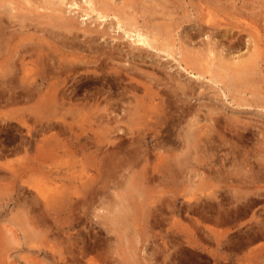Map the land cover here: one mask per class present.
<instances>
[{"label":"rangeland","instance_id":"obj_1","mask_svg":"<svg viewBox=\"0 0 264 264\" xmlns=\"http://www.w3.org/2000/svg\"><path fill=\"white\" fill-rule=\"evenodd\" d=\"M0 1V23L3 25V30L8 28L7 32L15 35L17 42L20 37L31 38V41L36 43H44L48 39H50L49 42L61 41L58 37L61 29L58 30L57 27L52 29V25H55L52 24L54 20L56 23V19H52V14H54L50 11L52 7L48 6L44 0H40L42 2L35 0L34 4L30 0V3L33 4H31L32 7L24 0L22 4L19 0ZM107 1L110 4L113 2L112 0ZM119 1L114 0L115 5L116 2L120 4ZM148 1L150 4L155 2V5H150ZM148 1L122 0L121 3H124L123 8L125 7V9L121 8L122 6L118 3L116 7L113 3L112 7L114 11L121 12L120 15H123V12L127 10L136 16L142 12L145 22H141L143 19L139 15L137 16L139 25L145 26L149 30L148 28L154 24L151 26V31L153 34H155L154 31L160 32L156 34L157 37L161 35L159 37L162 40L165 36H170V34L167 35V31L171 35L173 34L170 39H173L175 44L177 42L176 50H178L176 52H182L180 51L182 48L184 53L185 48L189 46L190 49L186 48V50L190 51L185 50L187 53H184L186 57L182 55L181 57L184 59L179 58L183 60L182 64H178V58L175 61L172 59L173 57L171 58L163 52L156 51L155 53L146 47L143 51L146 50L147 53L142 52L138 55V45H133L132 39L125 37L121 30L114 28L115 19L113 17L108 18V21L103 22V25H99L96 30L97 23L91 21L79 24V27L93 28L95 31L92 36L96 38H99L101 33L106 34V30H110V36L107 33L98 41L95 39L91 43L92 46L94 44L93 47H103L102 49H104L110 44L107 47L108 50L116 48L113 52L117 54H114L111 49L113 58L122 61L116 62V65L114 62L117 60L109 62L112 63V66L117 67L118 64H124L125 60L129 63L128 59H132L130 65L137 63L136 67L140 68L141 66L143 70L139 71L140 78V75L143 74L141 81L145 82L144 78L147 76V83L155 87L154 90L165 86L167 90L161 88L163 95L160 97L161 99L165 98L166 112L175 110L179 115L175 111L166 113L164 123L167 122V126L163 124L162 128L171 130L176 124V127L173 128L180 129L192 120H199L197 124L199 127L204 125L212 130L209 135L211 137L207 138V143L200 142V145L210 148V154L94 155L91 154L95 149L91 147L92 145L86 146L88 147L86 148L83 146L84 141L76 138L80 132L77 125H73L71 129L66 125H58L51 130H46L36 118V116L45 114V111H28V109L25 110L27 106L23 107V105L13 109L1 106L0 264H264V235L256 238L257 235H260L259 231L264 230V178L262 179L264 173L261 172H264V167L261 166L262 163L264 166V0ZM33 6H37L38 10ZM45 7L49 10H46ZM143 7L144 10H142ZM67 8L68 6L62 7V9ZM151 8L154 9L152 12ZM136 10H140V13ZM78 12L80 13V11H75L73 16H77L76 18L82 22V18H78L76 14ZM155 12L156 15L153 16L152 13ZM162 12L166 14L163 17ZM206 12L211 15L209 16ZM67 13L66 16L72 14L68 11ZM43 15L49 16L50 19ZM59 21L60 19H57V22ZM169 21L170 24L173 23L171 26L167 23ZM108 22L112 24L110 25ZM49 24H51L50 30ZM155 24H157V28H155ZM161 26H165L164 30ZM105 27L106 30L103 32ZM152 28L156 30H152ZM170 28L174 30L171 31ZM101 29L103 30L101 31ZM47 31L49 32L47 33ZM76 32L81 36L78 35L76 42L84 45L89 35L86 38L81 30H76ZM164 33L166 34L163 35ZM182 39L186 41L184 47H182L184 42ZM209 40L211 43L208 42ZM206 42L208 43L206 44ZM52 45L55 44L52 43ZM211 45L214 47L213 51L218 54L214 62H218L217 59L224 57L228 58L225 61L230 64L240 57L242 60L240 63L246 64L245 70H248L250 63V65L252 62H256V64L252 65L253 68L249 67L250 70L247 71L249 74L244 70L247 73H244L245 77L239 81L234 80V83L230 78L233 72H230L231 69L225 72L220 69L224 75L226 74L225 76L221 72L218 74L219 69L216 71L213 69V75H218L222 79L227 77L223 81L224 85L210 83L208 78L199 80L198 76L197 79L195 75L186 73L187 71L185 72L182 67L188 62V57L189 63L191 57L197 56L198 59H201L198 60L195 57L198 64L197 61H194L198 66L195 69L200 70L201 65L199 66V64L206 60L205 57L208 55L210 51L208 48ZM129 47L131 48L129 49ZM107 48L105 47L106 50ZM132 48L134 49L131 50ZM117 49L121 52L119 53ZM126 49L134 51V54L137 55H128L129 52ZM254 49L256 50L254 51ZM219 50L223 56L220 55ZM188 52H191L190 55ZM204 52L205 54L208 52L206 56ZM122 53H124L123 56ZM202 54L205 57H201ZM185 58H187V62ZM195 58L193 59L195 60ZM245 58L257 60L251 61ZM127 62L125 63L127 64ZM233 65L235 64L231 65L232 68ZM187 67L190 70L194 69L190 65ZM201 67L204 72V67ZM144 71L149 72L150 76L144 74ZM110 73L111 71L105 74L110 75ZM151 73L156 74L157 78L156 75L151 76ZM153 76L155 79L151 78ZM206 76L209 77V74ZM172 78L175 79L174 82ZM165 81L169 85H165ZM184 84L185 87L186 85L191 87L190 90L188 87H180ZM234 89H236L235 93ZM163 91L169 95L167 96ZM223 91L228 98L223 95ZM230 95H233L232 98ZM176 97L178 98L174 101ZM233 97H237L236 100L240 97L239 99L242 100L235 101ZM178 99L184 100L178 101ZM234 101L242 105L244 103V105L238 106ZM174 104L176 107L173 106ZM178 104L180 105L178 106ZM185 104L189 106L185 108ZM18 108L19 110H17ZM180 108L181 111H179ZM213 109H216V112ZM210 111H213L212 115ZM221 112L223 117L220 116ZM171 113H173V117H170ZM192 113L194 114L191 115ZM214 113H219L221 118ZM167 115L173 122L167 120ZM178 116L183 121L178 120ZM19 120H24L25 123L22 124ZM144 128L141 126V129ZM215 131L224 134H220V136ZM213 132L220 138L212 134ZM227 132L229 133L227 134ZM233 132L242 135L241 139L243 140L239 141L240 135L236 133L237 135L233 136ZM225 136L232 137L224 139ZM230 139L232 141L237 139L238 143L232 142ZM23 141H26L25 145ZM226 142H229V145ZM240 143L241 145H238ZM230 144H234L233 146L236 147L235 152H231ZM260 148L263 149V152L258 150ZM228 150L231 153H227V155L225 152ZM248 150H255L254 155L250 154ZM240 151L241 153H238ZM242 151L245 153L243 154ZM136 156H139V161L136 165H132L129 160H134ZM246 159L248 164H246ZM254 161H260L259 165ZM242 166L246 168V171ZM155 167L157 170H154ZM251 170H256L257 172L253 173H259L260 177L251 174ZM144 175L147 177L145 180L143 179ZM135 179L139 180L136 182ZM133 186L137 188H133ZM255 192L262 195L257 196L258 202L250 204L248 201L252 197L255 198L253 195ZM244 195H247V199L245 198L247 201L243 199ZM246 232L247 234H245ZM244 236H247L248 239ZM253 237L255 241H253Z\"/></svg>","mask_w":264,"mask_h":264},{"label":"bare ground","instance_id":"obj_2","mask_svg":"<svg viewBox=\"0 0 264 264\" xmlns=\"http://www.w3.org/2000/svg\"><path fill=\"white\" fill-rule=\"evenodd\" d=\"M19 1H21V4H22L23 0H19ZM24 1L30 3V0H24ZM34 1L35 0H33V1L31 0V2H33V4H34ZM38 1H40V0H38ZM44 1L46 3H48L47 4L48 6L50 5V7H52V8H50L51 9L50 11L54 12V14L51 13L53 15L52 19L53 20L56 19V23H54L55 20L52 23V24H55V25H52V29L53 28L56 29L55 27H57L58 30L61 29L60 30L61 33H58V35L60 34L58 37H60L61 41L49 42L50 39H48V38H50V37H48V38L46 37L48 40H46L44 43H42V42L36 43V42L31 41V38H27V37L22 38L19 35L20 38H18L19 40L17 39L18 40V42H17L15 35H13V33H11V32H7L8 28L3 30V25L0 23V107L2 106L4 108L13 109L14 107L17 108L18 106L23 105V107L27 106V108L25 110L28 109V111L29 110L30 111H33V110L45 111V114H43V115L41 114V115H39V117L36 116V118H37V121L39 123H41L42 127L45 128L46 130H51V129L55 128V126H58V125H62V126L66 125V126L70 127V129L72 128L73 125H77L79 127L78 129L80 132L76 135V138L78 140L82 139V141H84L83 146H85V147L92 145L91 147H94L95 149L91 152V154H94V155H165V154L166 155H168V154L169 155H194V154L195 155L196 154H198V155H205L206 154L207 155V154H210V152H211L210 148L209 147L206 148L202 144L200 145V142L201 143H203V142L207 143V138L209 137L212 130L204 127V125H203V127H199L197 125L199 120L198 121L192 120V122L187 123V125L184 124V127H181L180 129H178V127L173 128L174 126L176 127V124L173 125L172 128L170 127L171 128V130L169 129L170 131L164 129V127L162 128L161 125L167 124V122L164 123L166 120L164 116L166 115V113H170L173 111L172 108L170 107V105H168L172 111L169 112L167 110V112H166L165 105H164L165 104V100H164L165 98L161 99V97H160L163 95V94H161V92H162L161 88L166 89L165 86H164V88L161 86H160L161 87L160 89L157 88L160 91L154 90L156 88L153 86H150V83H147V76L146 75H145L146 78H144L145 82L141 81L143 74L140 75L141 76V78H140L139 77V73H140L139 71H143V70L141 69V66H140V68H139V66L136 67L137 65H135V64H137V63H133L130 65V60H132V59H128L129 63L124 59L125 62H127V64L123 61L124 64L121 63L120 65L118 64L117 67H115V65H116L115 63L118 61H121V59L117 60V59L113 58V53H114L113 51L116 48L113 49L110 47L112 49V52H113L112 53L111 49L108 50L109 48H107L110 46V44L105 46L107 48V50H106L105 47H104V49H102L103 47L102 48H95V47H93L95 45L93 44V46H92L91 43L93 41H95V39H97V41H98L99 38H101V37L105 36L107 33H109L110 30L109 31L106 30V27H107L106 26L105 28H103L104 29L103 32H105V30L107 31L106 34L101 33L99 35V38L92 36L93 32L97 29V27L99 25L100 26L103 25L102 24L103 22L108 21V18L113 17L115 19L114 28L121 30L123 32V33L121 32L122 35H124L125 37H127L129 39H132L131 42L133 43V45L134 44L138 45V47H137V49H139L138 55L142 54V52H144L146 54L147 53L146 50L143 51L144 47H146L150 50L152 49L153 52L155 51V53H156V51H158L159 53L163 52V54L165 53L167 56H171V58L173 57L172 59H175V61H176L177 58L178 59L182 58L181 56L184 55V53L185 54L187 53V52H185V50H186V48H189V46L186 47V45H185L186 48L184 50V53H183L182 48H180V51H182V52H176L178 50V49L176 50L177 42L175 44V41L173 39L172 40L170 39L173 34L171 35V33H169L168 31L167 32L165 31L167 33V35L170 34V36L169 37L165 36L166 38L164 37L163 40L160 39L159 36H161V35H159L157 37V34L160 32L157 33L156 31H154L155 34L157 33L155 35L152 33L153 31H151V26L154 25L153 23H150L153 25H151L150 28H148L149 30H147V27L144 26L146 28L145 29L144 27L139 25V20H138L137 16L141 15L142 19H143V15H142L143 13L142 12H141V14H138L136 16V14H134L133 12L131 13V11L129 12L126 9L127 11L123 12V15H120L121 12L119 13V11H117V12L114 11V8L112 7L114 0H112L113 2L111 4L107 0H83L80 2L78 0H44ZM109 1H111V0H109ZM121 1L122 0L119 1L120 4L118 2H116V5L118 3V5H121L122 7L121 6L120 7L123 8L124 3L122 4ZM143 1L144 0H142V2ZM150 1H152V0H150ZM40 2H42V1H40ZM152 2H154V1H152ZM0 3H1V1H0ZM31 4L32 3H30V6H31ZM149 4H150V2H149ZM152 4H150V5H152ZM37 5L41 6L39 3H37ZM114 5H115V3H114ZM116 5H115V7H116ZM127 5L130 6L131 4H127ZM153 5H155V2ZM63 6H68V8L62 9ZM33 7H34V9L36 7L38 10L37 6H33ZM117 7H119V6H117ZM39 9H41V8L39 7ZM45 9H46V7H45ZM123 9H125V7ZM135 9H137V8H135ZM46 10H49V8ZM46 10H44V11H46ZM142 10H144V7ZM153 10L154 9H152V8L150 9L151 12ZM42 11H43V9H42ZM67 11L70 14L71 13L72 14L69 16H66L68 14ZM73 11L74 12L80 11V13L78 12L76 14L78 15V18L79 17L82 18V22H80L79 19L76 18L77 16H73V14H74ZM139 11L140 10H138V11L136 10V12L140 13ZM46 12H45V14H46ZM147 12H149V11H147ZM157 12H159V11H157ZM38 13H39V11H38ZM56 13H57V15H56ZM36 14H37V12H36ZM154 14L156 15V12L152 13L153 16H154ZM206 14H208L209 16L211 15L207 12H206ZM165 15L166 14L163 13L162 17ZM40 16L42 17V15H40ZM43 16L45 18H49V16L48 17H46L45 15H43ZM149 16H150V13H149ZM160 16H161V14H160ZM160 16H158V17H160ZM57 19H60V21L57 22ZM114 19H111V20H114ZM139 19H140V17H139ZM53 20H51V21H53ZM46 21L48 23V19ZM86 21L87 22L91 21L92 23L96 22L98 24V25L96 24V28L94 31H93V28L92 29L91 28L90 29H88V28L83 29L81 27L82 28L81 29L79 27V24L85 23ZM44 22H45V20H44ZM91 22H90V24L92 25ZM141 22L144 23L145 22L144 19ZM147 23H148V21H147ZM167 23L170 24V21ZM207 23H209L208 20H207ZM172 24H170V26ZM174 24H175V21H174ZM49 25H50V28H49V30H50L51 24H49ZM46 26L49 27L48 25H46ZM47 27H45V28H47ZM112 27H113V25H112ZM163 27L165 28V26H161L162 29H163ZM155 28H157V24H155ZM159 28H160V26H159ZM179 28H180V26H179ZM103 29H101V31ZM170 29H171V31L174 30V29L172 30V28H170ZM170 29H168V30H170ZM76 30L77 31L81 30L82 31L81 33H83L84 37L89 35V37H88L89 40L87 39L85 42V43L89 44L88 46L86 44L87 47L84 46L85 43L83 45L82 43L80 44V43L76 42V39L80 36L76 32ZM112 30H114V29L112 28ZM152 30H156V29L152 28ZM44 31H45V29H44ZM159 31H160V29H159ZM48 32L49 31H47V33ZM112 32H114V31H112ZM25 33H24V35H25ZM42 33H43V31H42ZM119 33H120V31H119ZM166 33H164L163 35H165ZM51 34H53V33H51ZM108 36H110V33ZM35 37H36V35H35ZM118 37H119V35H118ZM174 38L177 39L176 37H174ZM182 40L184 41V39H182ZM182 40H180V42H182ZM79 41H81V40H79ZM84 41H85V39H84ZM185 42L186 41L183 42L182 47H184L183 45L185 44ZM208 42L211 43L212 38H211V42H210V40ZM208 42H206V44ZM52 43H54L55 45L53 46ZM103 44H104V42H103ZM206 44H204V46H206ZM99 45H96V46H99ZM255 45L256 44L254 43V47H255ZM57 46H61V47H57ZM63 47L68 48V49H65ZM113 47H114V45H113ZM130 48L131 47H129V49ZM135 48H136V46H135ZM203 48H205V47H203ZM210 48H208L210 50L209 53L206 52V54H205V52H204L205 56L208 53V55L206 57L203 54L201 55V57L203 56L206 58V60L203 63L199 64V66L201 65L204 67V69H205V71L203 69L204 72H202L201 66H200V70H197L198 68L195 69L196 67H198L197 64L199 63L197 61V59H198L197 56H195L197 59L195 57H191L192 58V59H190L191 64L189 63V57H188V59L185 58V60L186 59L188 60V62H187V60H186V62L188 63V65H190V67L192 66V63H194V61H197V64L194 63V66L191 67V68L194 67V69H191V70L189 69V67H187L188 65L186 63L187 66L185 65L184 67H182V68H184L185 72L187 71L186 73H190V74L195 75L197 79L199 77V80H200V78H203L204 80L205 79L207 80V78H208L210 83L212 82L214 84H219V85L223 84L224 85L223 81L226 80L227 77H225V79H222V78H219L218 75L217 76L213 75V72H212L213 69H215V71H216V69H219L218 74H220V72L222 70H224V72H225V71L231 69L230 72H232V71L233 72L230 75V78L232 79V81L234 83V80L239 81V79H243V77H245V76H243V75H245L244 73H246L248 70H250L249 67L253 68L252 65H254V63L256 64V62H254V63L252 62V65H250L251 63L249 64V62H248V64L250 66L247 64L248 70H245L246 64H244L243 62H241L242 64L240 63V61H242L240 57H239V59L237 58L238 60H234V61H232V63L230 62L231 65L233 63L235 64V65H233L234 66L233 68L230 64H228L225 61L228 58L225 59L224 57H220L219 59H217L218 62H214V61H216L218 54H216L215 51H213V48H214L213 45H211ZM252 48H253V46H252ZM129 49H126V50L128 51ZM133 49L134 48H132L131 50H133ZM189 49H187L186 51H188ZM257 49H258V47H257ZM131 50L128 51L129 53H127V54L128 55L129 54L135 55L134 51H131ZM255 50L256 49H254V51ZM120 52H121V50L119 51V53ZM153 52H152V54H153ZM190 53L188 52L189 55H190ZM220 53H221V51H220ZM253 53H255V52H253ZM114 54H117V53H114ZM123 54L124 53H122V56H123ZM148 55H149V53H148ZM177 55H180V56L177 57ZM220 55L223 56L222 53ZM150 56H151V52H150ZM115 57H119V56H115ZM184 57H186V56L184 55ZM249 57H252V56H249ZM34 58H36V59H34ZM193 58H195V60ZM230 58H231V55H230ZM182 59H184V58H182ZM182 59L177 60V61H179L178 64L183 63ZM245 59L248 60L249 58L248 59L245 58ZM115 60H117V61H115ZM198 60H201V59H198ZM249 60L256 61L257 59L254 60V59L250 58ZM112 61L113 62L115 61L114 62L115 65H113L114 67L111 65L112 63H109ZM134 61L136 62V60H134ZM134 61H131V62H134ZM143 61H144V59H143ZM228 61H230V60H228ZM244 62H245V60H244ZM108 64L111 65V67L109 65L110 68L108 67ZM91 68H93V71H91ZM220 69H222V70L220 71ZM147 70H149V69H147ZM110 71H111L110 75L105 74V73H108ZM145 73L146 72L144 71V74ZM205 73L209 74V77L206 76L207 74L205 75ZM223 73L221 72V74H223ZM146 74H148L150 76L149 72ZM214 74H216V73H214ZM152 75H156V74L151 73V76ZM149 76H148V78H149ZM221 77H222V75H221ZM151 78H154V76ZM156 78H157V75H156ZM172 79L174 82L175 79L174 78H172ZM148 80L150 81V78ZM158 81H160V80H158ZM154 82H155V80H154ZM176 82H178V81L176 80ZM176 82H175V84H176ZM166 84L169 85V83H167V82L165 83V85ZM178 84L180 85V83H178ZM214 84H213V86H214ZM229 84H230V82H229ZM179 85H178V87H179ZM157 86H158V84H157ZM229 86H228V88H229ZM180 87L186 88L188 86L186 85V87H185V84H184V86H180ZM233 87H234V85H233ZM190 88H189V90H190ZM225 88L228 90L227 87H225ZM222 89H224V88H222ZM166 90H164V91H166ZM231 91H233V90H231ZM235 91H236V89H234V93H235ZM140 92H143V93L139 94ZM223 92H224L223 95H225V97L228 98L227 94H225V91H223ZM181 93H182V91H181ZM234 93H233V95H235ZM188 94H187V97H188ZM252 94H254V93H252ZM232 96H231V98H232ZM169 97H168V99H170ZM173 97H174V95H173ZM187 97H186V99H187ZM177 98L178 97H176L174 99V101ZM234 98L235 97H233V99ZM236 98L234 99L235 101H237L240 97L237 100H236ZM233 99H232V101H233ZM180 100H182V99H180ZM180 100L178 99V101H180ZM186 101H188V100H186ZM166 102H167V100H166ZM236 104H238V106L244 105V103H243V105L240 103H236ZM179 105L180 104H178V106ZM247 105H248V103H247ZM173 106H175V104ZM187 106H189V105L185 104V108H187ZM19 108L17 110H19ZM181 108H182V106H181ZM181 108L179 111L182 110ZM188 110L191 111V109H188ZM33 112H36V111H33ZM176 112H178V111H175V113ZM214 112H216V109L214 110ZM223 112H225V111H223ZM210 113L212 115L213 111L212 112L210 111ZM176 114H174V116H176ZM193 114L194 113H192L191 115H193ZM214 114L218 115V117H220V116L223 117L222 112L220 113V116H219V113L218 114L214 113ZM177 115H179V113ZM170 117H173V113H171ZM178 118H177L178 120H180V121L182 120V119H180L179 116H178ZM190 118H192V117H190ZM167 120H172V119L171 118L169 119V116H168ZM186 120H188V119H186ZM195 120H197V119L195 118ZM19 121L22 124L25 123L24 120H19ZM211 121L212 120L210 119V123H211ZM225 121H227V120L225 119ZM172 122H173V120H172ZM169 123H170V121H169ZM210 123H208V124H210ZM232 124L234 126V123H232ZM141 126H144L145 128L141 129ZM170 126H172V124ZM208 126H211V125H208ZM216 126H217V124H216ZM227 126H229V125H227ZM195 127H197V129H195ZM168 128H169V126H168ZM226 128L228 130H230L228 127H226ZM216 129H218V128L216 127ZM235 131H237V130H235ZM215 132H218V131H215ZM229 132H227V134ZM236 133L238 134V132H236ZM236 133L233 132V136L237 135ZM212 134L217 135L214 132ZM218 134L220 135V134H224V133L218 132ZM227 134H225V135H227ZM230 134H232V133H230ZM238 135H240V134H238ZM220 136H218V137L220 138ZM241 136L242 135L239 136L240 137V139H238L239 141L243 140V139H241L243 136L242 137ZM228 137L225 136L224 139H226ZM231 137H229V138H231ZM212 139H215V138H212ZM221 139L224 141V139L222 137H221ZM22 140H24V139H22ZM22 140H21V142H22ZM218 140L220 141V139H218ZM222 140H221V144H222ZM235 140L233 139L234 142L238 143V140L237 139H235ZM25 143H26V141L24 142V145H25ZM226 143L228 144L229 142H226ZM241 143L238 145H241ZM233 145H231L229 147L231 152H235V150H236V147ZM243 145H245V144H243ZM227 146H224V147H227ZM222 147H223V145H222ZM23 148L26 149L24 146H23ZM86 148H88V147H86ZM254 149H255V147H254ZM258 150L263 152V149H261V148ZM221 151H219V152L221 153ZM248 151H247V153H248ZM254 151L251 150V151H249V153L250 154L252 153L254 155ZM231 152H229V150H228V152H225V153L227 154V153H231ZM212 153L214 154L213 151H212ZM236 153H235V155H237ZM238 153H241V151ZM244 153L245 152H243V154ZM215 154L217 155V151L215 152ZM221 154H223V153H221ZM261 155H262V153H261ZM263 155H264V153H263ZM231 156H233V155H231ZM135 158H134V160L133 159L129 160V161H131L132 165L133 164L136 165L137 162L139 161V156H136ZM121 161H122V159H121ZM232 161H234V160L232 159ZM249 161H251V160H249ZM255 161H257V160H255ZM246 162H247V159H246ZM255 163H258V165H259L260 161L255 162ZM128 164L130 165V162ZM244 164H243V166H244ZM246 164H248V162ZM243 166H242V168H243ZM261 166L264 167L263 163L261 164ZM261 166H259V167H261ZM245 169L246 168H243L244 171H246ZM154 170H157L156 167ZM255 171L251 170V172H252L251 174L260 177L259 173L258 174L253 173ZM261 172L264 173L263 171H261ZM216 173H217V170H216ZM146 178H147L146 175H144L143 179L145 180ZM263 178L264 177H262V179ZM138 180H136V182ZM138 184H140V183L138 182ZM133 188H137V187L133 186ZM253 195L255 196V198L252 197V199H250L248 201L250 204H255L256 202H258L259 198L257 196H260L262 194H260L259 192H255V193H253ZM245 198L247 199V195L243 196V199L245 201H247ZM200 212H198V213H200ZM247 232L245 234H247ZM253 232H251V233H253ZM259 232H260L259 233L260 235H257L256 238H258V236L264 235L263 229H261ZM244 237H246V239H248L247 236H244ZM243 241H245V240H243ZM253 241H255L254 237H253Z\"/></svg>","mask_w":264,"mask_h":264}]
</instances>
